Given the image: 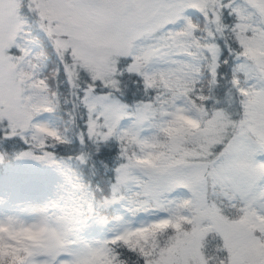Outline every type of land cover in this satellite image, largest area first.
I'll list each match as a JSON object with an SVG mask.
<instances>
[{"label": "snow or ice", "instance_id": "snow-or-ice-1", "mask_svg": "<svg viewBox=\"0 0 264 264\" xmlns=\"http://www.w3.org/2000/svg\"><path fill=\"white\" fill-rule=\"evenodd\" d=\"M13 161L0 264H264V0H0Z\"/></svg>", "mask_w": 264, "mask_h": 264}, {"label": "trees", "instance_id": "trees-1", "mask_svg": "<svg viewBox=\"0 0 264 264\" xmlns=\"http://www.w3.org/2000/svg\"><path fill=\"white\" fill-rule=\"evenodd\" d=\"M20 162L0 165V198L7 200L2 208H11L29 197L37 198V194L41 198L48 194L51 170L38 163L29 169Z\"/></svg>", "mask_w": 264, "mask_h": 264}, {"label": "rangeland", "instance_id": "rangeland-1", "mask_svg": "<svg viewBox=\"0 0 264 264\" xmlns=\"http://www.w3.org/2000/svg\"><path fill=\"white\" fill-rule=\"evenodd\" d=\"M24 167L26 168H34L33 167V164H36V162L34 161H21L20 162ZM44 198V197H43ZM43 198L39 197V194H37V198L35 197H29V198H26L23 202H21L20 204H24V203H27L28 201H34V200H42ZM3 209H8V208H3Z\"/></svg>", "mask_w": 264, "mask_h": 264}]
</instances>
